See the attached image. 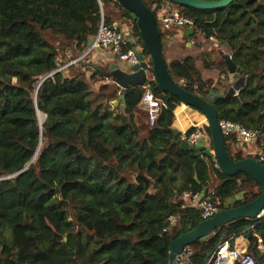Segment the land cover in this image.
I'll return each mask as SVG.
<instances>
[{
	"label": "trees",
	"instance_id": "1",
	"mask_svg": "<svg viewBox=\"0 0 264 264\" xmlns=\"http://www.w3.org/2000/svg\"><path fill=\"white\" fill-rule=\"evenodd\" d=\"M143 2L157 14L169 1ZM180 8L205 38L232 55L245 76L236 96L217 101L219 119L264 132V0ZM102 15L109 24L130 22L134 42L125 49L137 46L150 57L136 21L116 0H0V178L6 177L0 180V264H169L171 240L204 220L185 192L202 193L212 174L220 209L241 191L234 205L262 191L246 173L228 176L212 157L176 143L173 128L182 102L154 80L155 95L168 106L151 124L148 112L139 110L143 86L128 89L125 106L113 105L119 87L106 91L103 84L97 91L94 84L104 76L97 69L88 75L85 60L60 69L68 48L85 52ZM179 54L166 61L183 87L227 91V70L206 71L193 55ZM221 55L218 64L205 67L226 68ZM38 111L46 115L42 127ZM202 130L211 137L208 122ZM253 146L258 153L227 141L236 160L264 156L261 140ZM249 231L247 251L264 261V216H257L231 221L191 244L185 264H207L219 244L230 238L232 244Z\"/></svg>",
	"mask_w": 264,
	"mask_h": 264
},
{
	"label": "water",
	"instance_id": "2",
	"mask_svg": "<svg viewBox=\"0 0 264 264\" xmlns=\"http://www.w3.org/2000/svg\"><path fill=\"white\" fill-rule=\"evenodd\" d=\"M122 7L130 11V16L136 21L142 39L150 51V60L141 52L139 47L133 46V51L136 53L138 62L123 65L119 62L110 63L107 68L94 65L103 76L111 78L112 82L116 83L121 89L118 95V100L113 103L122 102L126 105V95L130 87L143 86L149 79V75L157 86L175 96H177L182 104L192 106L201 111L208 121L211 131L210 144H207L206 137L202 136L197 143L191 144L186 138L181 136L178 128H173L174 140L183 149L192 150L198 156H209L217 161L220 170L228 175L233 176L238 172H244L251 176L262 186L261 193L253 200H250L241 205H234L238 199L244 196V192L236 194L229 198L225 205L227 208L220 209L214 216L202 220L194 229L182 233L170 242L169 264H185L186 261L181 259V254L187 246L195 243L198 240L204 241L208 239L210 234L214 233L219 227L240 219L264 216V163L257 156L247 155L242 159L236 160L230 154L227 148V140L222 131L217 101L222 97L231 98L236 96L243 85L245 84V76L241 75V68L236 65L231 54L220 50L224 55L225 62L229 72L230 86L226 92H218L214 89L209 91H191L178 83L169 70L165 55L162 31L158 25L155 12L149 8L143 0H116ZM172 4H177L180 7H192L199 10H210L228 6L234 0H168ZM171 10V7H168ZM183 36L188 37L194 33L192 28H183ZM94 41V37L90 36L87 39L86 48L88 49ZM188 41V44H191ZM130 42L133 43V38L130 37ZM50 74L46 75L44 81ZM41 81V82H42ZM40 82V83H41ZM40 85V84H39ZM37 98V96H36ZM39 116V111H38ZM46 117V115H45ZM44 117V120H45ZM41 122L39 119L40 125ZM41 145V144H40ZM40 147V146H39ZM39 148L33 159L25 166L29 168L30 164L37 157ZM10 177V176H9ZM6 177L0 178V180ZM207 191L205 187L203 194ZM169 225V222L166 223ZM252 231L244 234L246 238H250Z\"/></svg>",
	"mask_w": 264,
	"mask_h": 264
},
{
	"label": "built area",
	"instance_id": "3",
	"mask_svg": "<svg viewBox=\"0 0 264 264\" xmlns=\"http://www.w3.org/2000/svg\"><path fill=\"white\" fill-rule=\"evenodd\" d=\"M156 16L162 32H171L173 30L183 32V28H192L194 33L188 37L191 44L197 43L198 39L205 35V32L197 26L195 19L192 16L187 15L180 7L172 8L171 10L167 7H163L158 10ZM93 37L94 41L92 45L88 49L86 48L82 56L90 54L95 49L109 48L120 60L126 61L129 64L138 62L137 55L133 49H125L130 42V27L129 29H123L117 23L109 24L105 21L102 15L98 31ZM77 60L78 59L74 58L70 59L66 66L75 63ZM64 67H61L60 69ZM150 80H153V78H150L149 76V79L143 85L144 90L139 102V107L148 112L149 121L151 124H154L162 109L168 105L164 100L155 95ZM220 124L226 140L228 141L229 139L231 147L233 145L235 148H240L247 144L249 149H251L258 140H261L264 143V132L259 128H249L240 122L228 119L220 120ZM181 136L186 138L191 144L197 143L198 140L204 136L206 137L207 144L209 143L208 137L198 125L196 126L195 132L191 134L184 132ZM256 149L257 148L253 150L252 148L251 150H247V152L256 154L258 153V149ZM259 158L263 160L264 156L261 154ZM214 161V166L219 167L217 161ZM216 185L217 183H214L213 180L204 194L203 192L184 193L185 199L188 200L190 204L202 210L203 219L211 218L220 210V200L215 190ZM169 220H173V217L171 216ZM231 239L232 238L227 239L217 246L207 264H264V261H260L247 250L232 245ZM191 254L192 249L190 246H187L180 256L182 260H186L189 259Z\"/></svg>",
	"mask_w": 264,
	"mask_h": 264
},
{
	"label": "crops",
	"instance_id": "4",
	"mask_svg": "<svg viewBox=\"0 0 264 264\" xmlns=\"http://www.w3.org/2000/svg\"><path fill=\"white\" fill-rule=\"evenodd\" d=\"M165 7L175 8L174 5L170 1L165 4ZM118 24L123 29H127V28L129 29L128 24H122V23H118ZM173 31H171L169 33V35L167 36V38H169L172 42L177 41V40H178V42L184 41V39H186V37L184 38V36L182 35L183 32L176 30L177 34H175L173 36L172 35ZM85 50H86V47H85ZM82 55H83V53L77 54L75 49L68 48L66 50V56H65L64 60L70 61V59H73V58L78 59L75 62V63H79L77 65H81V63L83 64V61L85 60L87 63L90 62L93 66L98 65V66H101L103 68H107V66L113 62H119L121 64V66L127 65L126 61L118 59L116 54L109 48L95 49L94 51H92L90 54H88L86 56H82ZM86 58H87V60H86ZM213 68H215V67L213 66ZM94 69H95V67H94ZM83 70H85V71L87 70L88 75L92 73V71L90 69L88 70L85 67L83 68ZM103 84H106L107 86H109L108 88H110V86H118L116 83L112 82L111 78H107L105 76H104V80L95 82V86L98 89L99 88L101 89ZM120 89L121 88L119 87V92H120ZM103 92L106 93L104 90H103ZM113 104L116 105L115 103H113ZM176 118H177L176 119L177 121H175L174 127L178 128L180 130L181 135H183L184 132H187L188 129L191 127H196L198 124L204 125L206 123V116L201 111H199L198 109H196L192 106H186L184 104H181L178 107ZM232 147H233V145H232ZM233 148H235V147H233ZM252 148H253V150L255 149L254 146H252ZM214 176H215V174H212V176H211L212 181L214 180V178H213ZM249 239L246 238L243 234V235H240L238 237H235L232 244L238 248H241L243 250H247L249 247ZM259 249L262 251L264 250V245L262 243L259 245ZM227 264H229V263H227Z\"/></svg>",
	"mask_w": 264,
	"mask_h": 264
},
{
	"label": "rangeland",
	"instance_id": "5",
	"mask_svg": "<svg viewBox=\"0 0 264 264\" xmlns=\"http://www.w3.org/2000/svg\"><path fill=\"white\" fill-rule=\"evenodd\" d=\"M174 5V7L175 8H178V7H180L179 5H177V4H173ZM130 22H128V24H129ZM164 33V37H163V43H164V55H165V58H167V59H170L176 52H180V54L182 53V54H191V55H193L194 56V58H195V61L197 62V63H199V64H201L202 66H203V68H205L206 69V71H208V70H215V71H220L221 69H223V70H227V73H228V75H229V72H228V68L226 67L225 68V66L224 65H221V66H218V65H212V67L211 68H208V66L207 67H205V65L206 64H209V65H211V64H218L219 62H220V60H221V53H220V50L222 49V48H220V45H219V43H217V42H214L213 40H211V39H208V38H205V37H200L199 39H198V41H197V43H195V45L194 44H188V39H184V41H179L178 42V40L177 41H174V42H172L169 38H167V36L169 35V33L170 32H163ZM175 34H177V32H176V30H174L173 32H172V35L174 36ZM185 38V37H184ZM223 50V49H222ZM179 54V55H180ZM65 56H66V54L63 56V57H61V61H63V65H62V67H66V65H67V63L69 62V60H64L65 59ZM73 58V57H72ZM147 60H148V62H149V60H150V57H148L147 58ZM226 63V62H225ZM77 64H79V63H74V65H76L77 66ZM86 65H88L89 67H91V71L93 72L94 71V67L95 66H93L90 62H88V63H85ZM213 66L215 67V68H213ZM64 67V68H65ZM92 74V73H91ZM206 74H208V72H206ZM205 74V75H206ZM150 76V78H153L151 75H149ZM228 76H226V78L223 80V84H222V86H223V88H224V86H226V84H228ZM229 83H230V78H229ZM197 85V84H196ZM230 86V85H229ZM94 88L97 90V91H102V88L100 89H98V88H96V86H95V84H94ZM229 88V87H228ZM104 90H109V88H104ZM119 94H120V92H119ZM118 94V95H119ZM116 100H118V97L115 99V100H113L112 101V103L114 102V101H116ZM118 103H120V102H118ZM117 103V104H118ZM116 104V105H117ZM114 105V104H113ZM119 109V108H118ZM139 110H142L140 107H139ZM43 114V116L45 117V115H44V113H42ZM176 117H177V111H176ZM142 119H143V121H145L146 122V119L144 118V117H142ZM177 119V118H176ZM44 120V119H43ZM177 121V120H176ZM206 122H208L207 121V119H206ZM198 126L200 127V128H202L204 125H202V124H198ZM206 136L208 137V139L210 140V136H209V134L207 133L206 134ZM208 144H210V141H209V143ZM235 151H237V150H235ZM234 152V151H233ZM38 155V154H37ZM36 159V158H35ZM214 183H218L217 182V180H215L214 179ZM254 190H257V187H255L254 188ZM241 192H243V191H241ZM240 193V192H239ZM72 209V208H71ZM73 211V210H72ZM74 214V213H73Z\"/></svg>",
	"mask_w": 264,
	"mask_h": 264
},
{
	"label": "bare ground",
	"instance_id": "6",
	"mask_svg": "<svg viewBox=\"0 0 264 264\" xmlns=\"http://www.w3.org/2000/svg\"><path fill=\"white\" fill-rule=\"evenodd\" d=\"M45 115V114H44ZM39 119L41 120V122L43 121V119H44V116H43V114H42V112L41 111H39Z\"/></svg>",
	"mask_w": 264,
	"mask_h": 264
}]
</instances>
